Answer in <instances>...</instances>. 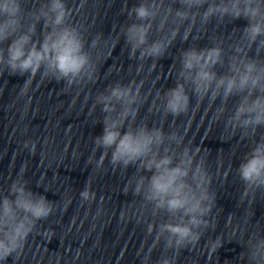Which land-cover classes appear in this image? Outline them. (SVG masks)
Returning <instances> with one entry per match:
<instances>
[{"label":"clouds","instance_id":"9594fccd","mask_svg":"<svg viewBox=\"0 0 264 264\" xmlns=\"http://www.w3.org/2000/svg\"><path fill=\"white\" fill-rule=\"evenodd\" d=\"M180 5L181 8L175 10V17L190 21L193 26L197 15H201L205 23L214 16H230L233 20L244 18L248 21L243 35L249 45L264 36V0H180ZM161 8L162 0L159 4L140 3L132 8L130 15H134L139 23L129 25L124 31L126 42L132 47V57L137 50H141V58L159 57L166 49L162 39L151 43L148 41V34L160 16ZM196 9L204 11L201 14L194 11ZM173 11L171 7L167 9L163 15L165 19L157 25L158 31L164 30L168 24L167 18L172 17ZM68 15L63 0H51L48 10L41 11L37 17L44 19L49 30L42 34L39 42H34L32 36L35 34V25L31 24L27 32L23 31L21 0H0V42L11 38L7 48V65L13 74L17 71L31 74L22 92L26 91L42 65H46L53 73L58 72L59 79L66 80L69 85L84 75L91 79L92 72L85 71L90 67V58L84 52L80 33L66 25ZM95 43L93 41V45ZM258 47L264 48V40L259 41ZM237 52H243V48H237ZM222 53L223 49L219 47L191 48L182 53L184 83L178 82L165 94L167 112L178 116L187 110L189 96L185 91V83L190 82L197 95H206L215 84L217 95H220L221 89L225 96L245 93L232 118L234 129L264 126V66L246 55L237 56L229 66L231 75L217 78L211 69L222 63ZM138 97L139 88L134 89L131 84L116 85L107 96L98 97V101L104 104L105 112L115 111L112 101L124 107L115 119L105 117L103 134L95 139V143L105 149H112L110 162L113 165L123 164L127 167L139 164L141 170L151 173L138 179L135 194L143 192L144 199L155 210H164L179 219L177 223L159 225L156 242L168 233L166 243L169 248L195 245L201 233L193 229L208 226L209 222L203 217L212 211L215 203L214 196L209 194L211 177L201 160L197 159L196 152L190 148L185 147L181 152L173 153L170 147H165L162 129H149L147 125H141L129 126L127 130L121 131L133 114L132 106ZM170 138L183 143L178 134H170ZM31 150L35 151L34 144ZM107 155V152L102 154L98 167L102 166ZM238 171L246 185L245 195L248 190L264 187V142L257 143ZM80 196L84 201L95 199V193H90L88 187ZM51 212V204L45 196L31 191L22 180L13 181L9 193L0 198V259L6 260L20 249L36 222L47 218ZM152 232L153 225L149 224L148 233ZM220 247L222 242L219 239L209 242L211 252H216ZM240 257L244 264H264V232L257 229L248 236ZM157 264H172V261L164 258Z\"/></svg>","mask_w":264,"mask_h":264}]
</instances>
